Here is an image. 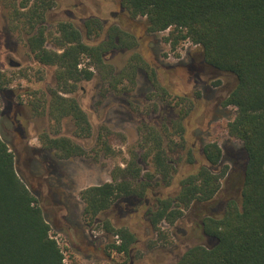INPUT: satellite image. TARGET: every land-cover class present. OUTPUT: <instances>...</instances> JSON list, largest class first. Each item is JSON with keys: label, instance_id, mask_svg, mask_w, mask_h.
Wrapping results in <instances>:
<instances>
[{"label": "rangeland", "instance_id": "rangeland-1", "mask_svg": "<svg viewBox=\"0 0 264 264\" xmlns=\"http://www.w3.org/2000/svg\"><path fill=\"white\" fill-rule=\"evenodd\" d=\"M21 1L0 0V68L8 79L0 93V134L63 249L65 264H173L187 247L213 244L214 239L202 230L203 218L222 214L226 202L238 198L242 187L245 153L242 142L226 127L235 109L222 104L235 84L234 75L205 63L200 47L190 41L171 50L163 40L168 30L148 33L145 17H130L122 0H54L45 21L36 22L35 29L24 17H15V9L25 11L17 5ZM89 19H98L101 25L90 35L85 27ZM61 20L71 22L88 44L107 40L111 28L119 27L129 41L109 50L106 64L114 73L131 59L134 67L137 64V72L117 87L109 83V74L91 66L92 79L78 80L72 92L59 93L77 101L89 122L88 133L77 129L71 114L51 111L52 96L60 89L57 68L37 61L28 45L41 27L43 46L59 50L53 37ZM9 58L16 63L10 64ZM88 62L83 57L80 66ZM150 127L164 140L171 166L166 181L152 164V143L141 145L142 134ZM48 138L67 139L85 153L65 157L60 149L47 147ZM208 142L222 149L223 157L213 167L226 171L219 191L209 202H193L173 224L162 220L153 227L149 212L156 198L174 195L183 178L201 164L209 166L202 149ZM133 158L141 168V179L150 184L145 195L119 199L90 222L83 214L80 192L110 181L112 174L121 176L118 166L125 168ZM106 219L134 235L136 241L128 245V252L110 246L123 239L105 230Z\"/></svg>", "mask_w": 264, "mask_h": 264}, {"label": "trees", "instance_id": "trees-1", "mask_svg": "<svg viewBox=\"0 0 264 264\" xmlns=\"http://www.w3.org/2000/svg\"><path fill=\"white\" fill-rule=\"evenodd\" d=\"M29 1L21 4L27 5L24 12L14 10L15 17H24L25 23L35 29L36 22L45 21L44 15L54 0H32L28 5ZM122 4L130 17H145L148 33L168 30L163 40L171 50L190 41L200 47L205 63L235 77L222 104L235 109L234 117L226 122L227 132L242 142L245 153L240 195L226 202L222 214L203 218L202 230L214 243L187 247L173 264H264V0H122ZM85 27L90 35L101 25L98 19H89ZM56 31L58 35L53 38L59 50L43 46L45 31L41 27L30 36L28 45L37 61L57 68L55 79L60 89L52 96L51 111L71 114L77 129L88 133L89 122L77 101L59 93L72 92L78 80L92 79L91 66L109 74L113 87L130 79L134 70L137 72L136 62L134 67L131 59L121 72L114 73L104 58L130 37L115 26L107 40L88 44L71 22L63 20L56 23ZM83 57L89 60L84 67L79 66ZM6 78L0 68V93L6 88ZM149 142L155 171L163 180H169L171 166L164 140L152 127L141 138L143 147ZM47 147L60 149L65 157L85 153L82 146L64 138H48ZM203 154L209 166L201 164L196 172L183 178L174 195L156 198L149 212L153 227L162 220L173 224L193 202H209L215 197L226 173L225 169H213L223 157L222 149L216 142H208ZM14 161V153L0 134V264H65L63 249ZM118 168L121 176L112 174L110 181L90 185L80 192L83 214L90 222L115 201L130 196L141 198L150 187L148 181L141 179V168L134 158L125 168ZM102 223L106 231L123 239L110 246L117 252H128V245L136 241L134 235L125 228H115L108 219Z\"/></svg>", "mask_w": 264, "mask_h": 264}, {"label": "flooded vegetation", "instance_id": "flooded-vegetation-1", "mask_svg": "<svg viewBox=\"0 0 264 264\" xmlns=\"http://www.w3.org/2000/svg\"><path fill=\"white\" fill-rule=\"evenodd\" d=\"M23 2H24V1H21V2H19L17 5L19 6V9H21V10H26V9H27V5L24 6V7H22V5H21ZM31 2H32V0L29 1L28 5H30ZM12 4H13V3H12ZM8 61H9L10 64H15V63H16V62H13L11 58H9ZM79 66H80V65H79ZM205 144H206V143H205ZM205 144H204V145H205ZM204 145H203V147H204ZM32 149H33V148H32ZM202 149H203V148H202ZM116 236H117V235H116Z\"/></svg>", "mask_w": 264, "mask_h": 264}]
</instances>
